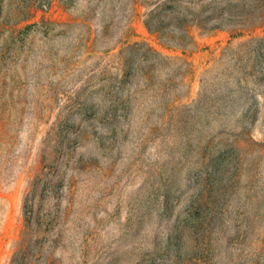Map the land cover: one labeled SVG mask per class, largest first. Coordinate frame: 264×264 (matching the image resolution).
I'll list each match as a JSON object with an SVG mask.
<instances>
[{"label": "rangeland", "instance_id": "374dc122", "mask_svg": "<svg viewBox=\"0 0 264 264\" xmlns=\"http://www.w3.org/2000/svg\"><path fill=\"white\" fill-rule=\"evenodd\" d=\"M63 1L0 0V264L27 231L26 202L33 230L49 227L30 257L264 264V60L249 44L264 20L189 22L181 49L156 33V0ZM234 8L264 15V0L215 10Z\"/></svg>", "mask_w": 264, "mask_h": 264}, {"label": "trees", "instance_id": "16d2710c", "mask_svg": "<svg viewBox=\"0 0 264 264\" xmlns=\"http://www.w3.org/2000/svg\"><path fill=\"white\" fill-rule=\"evenodd\" d=\"M60 1L64 2V4L67 5L66 1ZM221 1L223 0H198V2H196L195 0H156V3L154 4L156 9V33H158L162 37V39H165L168 45H173L174 47L184 49L186 46L191 44V42L189 41V39L191 38L188 34L189 32L187 29L189 22L199 26L201 29L204 30L229 28L231 31L241 30L244 32L250 28H254L256 26V22L260 20V18L261 20H264V15H262V13H257L258 11H244L243 13H241L240 11H236V8H234L233 11L218 12L217 9L215 10V7L221 5ZM205 3H207L206 5H209L210 8L212 7V9L211 11H205V13L202 11V17H194L191 21L187 18V15H185L181 19H177V25L172 27L174 29L164 23L165 20L170 21L174 19V17L171 16L177 14V6L187 5L191 7H198L196 6L197 4ZM148 27L151 29L149 24ZM243 36H245L244 33H240L239 35H235L234 37ZM262 43H264V38L252 39L249 42L250 45L254 44L257 46V48L255 49V53L257 54L259 60L260 58L264 60V51L262 48H260ZM246 45L247 44H243V46ZM157 56L160 57L158 54ZM45 179L46 174H42L36 177L35 181L31 183L30 186L32 189L31 193L28 196V203L31 199L36 196L37 192H42L44 188L46 189L45 185L47 181H45ZM30 208L31 207L29 205L27 206L26 202L25 220L27 231L23 233V237L18 243L19 250L13 257L12 264H57L53 257H43V254L41 255V252L39 253L40 257H30L29 248L33 237L39 239L40 234H47L49 229V227L47 229H44V224L42 223L41 218H38V221L36 223L37 229L33 230V220L36 214H34L33 210H30ZM47 240L48 237H44L42 239V241L45 242H47ZM37 254L38 253H36V255Z\"/></svg>", "mask_w": 264, "mask_h": 264}]
</instances>
